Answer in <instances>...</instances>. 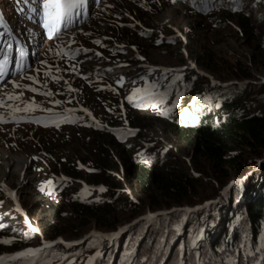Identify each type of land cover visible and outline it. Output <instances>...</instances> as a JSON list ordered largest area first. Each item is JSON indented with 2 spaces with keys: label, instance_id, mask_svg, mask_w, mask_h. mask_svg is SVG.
I'll return each instance as SVG.
<instances>
[{
  "label": "rangeland",
  "instance_id": "374dc122",
  "mask_svg": "<svg viewBox=\"0 0 264 264\" xmlns=\"http://www.w3.org/2000/svg\"><path fill=\"white\" fill-rule=\"evenodd\" d=\"M26 1L39 9L38 14L15 8L13 0H0L14 32L30 49V57L26 62L22 59V69H18L16 61L20 56H11L9 37L0 35V61L6 54L10 59L8 67L14 66V72L0 81V99L21 109L29 102L38 105L27 112H14L0 106V119L7 121L0 122V182L16 194L19 205L0 188V232L17 226L15 229L20 237L18 241L4 237L0 240H12L19 246L18 251L42 247V240L79 242L72 243L71 247L53 243L47 251L62 255L46 257L48 264H65V257L70 259L69 254L81 252L87 243H103L102 248L90 251L78 264H94L96 259L112 250L116 256L120 255L116 264H127L135 250L134 233L141 236L149 220L175 212L204 211L223 201L227 190L237 181L224 180L203 159L195 161L190 148L172 133V125L193 126L198 116L185 110L180 114L169 113L164 102H157L155 107L136 106L142 93L137 94L133 102L127 97L137 88L158 93L156 86L151 87V78L188 71L190 78L198 75L206 79L195 81L197 85L208 84L214 88L232 84L256 86L247 112L263 113L264 0H240V11L235 8L237 0H176L175 3L172 0H92L91 5L88 3L84 8L82 5L81 14L75 16L67 28L61 26L55 38H50L42 27V0ZM239 17L247 18L245 33L240 28ZM70 39L74 43L69 47ZM97 40L99 44L95 43ZM57 45L65 52L81 51L71 59H62L56 55ZM73 65L77 66V72L70 70ZM45 72L49 75L45 76ZM22 76H33L39 83L21 79ZM121 78L122 82L118 83ZM13 80L38 91L14 89ZM20 91L23 96L19 100H7L6 92ZM48 91L54 95L43 94ZM43 109H52L58 119H48L52 113ZM193 118H196L195 123ZM215 121L212 117V125ZM123 132L138 133V136H121ZM111 142L118 146L114 147ZM97 148L108 150L119 166L128 159L175 161L194 176L197 192L188 203L167 207L162 202L164 206L154 208L145 195L134 192L124 181L122 188L89 183L88 173L94 167L92 162ZM66 170H71L76 177L67 176ZM113 175L122 179L121 174L114 172ZM61 181L65 184L59 186ZM100 187L106 191H99ZM75 202L107 206L117 227L104 230L91 222L80 228L76 211L70 206ZM128 204L134 207L131 209ZM150 213L152 219L147 218ZM185 222L182 219L178 226L184 243L178 247L179 255L197 247L200 238L206 237L203 229L197 232L198 229L190 228L186 232ZM29 223L38 232H32ZM49 228L55 229L57 236H50ZM121 229L124 231L118 237L107 239ZM25 236L31 238L24 239ZM258 241L264 242V233H260ZM166 248L164 244L162 252ZM97 251L102 255L89 261ZM16 252L3 253L0 257ZM16 262L9 260L5 264ZM173 263L176 261L172 259ZM72 264L76 263L72 261Z\"/></svg>",
  "mask_w": 264,
  "mask_h": 264
},
{
  "label": "trees",
  "instance_id": "16d2710c",
  "mask_svg": "<svg viewBox=\"0 0 264 264\" xmlns=\"http://www.w3.org/2000/svg\"><path fill=\"white\" fill-rule=\"evenodd\" d=\"M239 3L240 0H237V11H240ZM238 20L245 33L247 18L239 17ZM177 76L180 79H175ZM193 76L190 78L188 71L170 72L161 78H151L150 83L158 88L159 98L167 112L180 114L185 110L199 117L193 126H171L172 133L190 148L194 160L203 159L224 180L237 181L227 190L223 201L204 211L197 210L191 214L175 212L149 220L141 236L134 233L136 238L133 237L132 241H136L135 250L127 259V264L129 261L131 264H172V259L176 264H256L257 261L264 264V242L258 241L260 233H264V112H247L256 86L232 84L214 88L208 84L197 85L195 81L206 79ZM165 91L167 95H163ZM212 117L216 120L213 125ZM121 136L136 138L138 133L123 132ZM111 145L118 146L113 142ZM94 157V167L88 173L89 183L122 188L124 181L131 185L134 192L145 195L154 208H161L163 204L169 207L188 203L197 192L194 176L175 161L160 163L158 160L142 162L128 159L120 167L105 148H97ZM70 171H65L67 176L76 177ZM114 172L121 174L122 179L114 176ZM63 184V181L58 182L59 186ZM128 205L131 209L134 207ZM70 206L76 211L80 228L87 227L91 222L104 230L117 227L107 206L99 207L91 202H75ZM182 219L186 220V232L190 228L198 229L197 232L203 229L206 237L200 238L197 247L193 246L187 253L179 255L178 247L181 244L184 246L178 230ZM16 227L4 229L0 237L18 241L20 237ZM47 233L57 236L53 228H49ZM164 244L167 248L162 252ZM102 246L103 243H87L81 252H72L69 257L78 264L87 253ZM19 249L13 242L0 243V255ZM119 257L112 250L103 258L96 259L94 264H116Z\"/></svg>",
  "mask_w": 264,
  "mask_h": 264
},
{
  "label": "snow or ice",
  "instance_id": "6c2138e0",
  "mask_svg": "<svg viewBox=\"0 0 264 264\" xmlns=\"http://www.w3.org/2000/svg\"><path fill=\"white\" fill-rule=\"evenodd\" d=\"M173 3L176 2V0H172ZM84 3V0H42V4H41V8H42V27L44 29L47 30V33L49 35L50 38H55L59 36V33L61 31V26L63 25L64 28H67L73 19V16H79L80 13V9L82 7ZM235 10V9H233ZM33 11H35V9H33ZM0 35H3V33H0ZM71 43H74V40L69 41V47L71 45ZM95 43L99 44L100 41H95ZM157 43H159V41H157ZM58 51L56 52L57 56H60L62 59L64 57H68L69 59H71L73 54H78L81 49H76L75 53H69V52H65L64 49L60 46L57 45ZM49 51H52L51 49ZM83 51H88L87 49H84ZM96 55H100V53H96ZM140 59H143V57H140ZM17 67L18 69H22V61L17 60ZM42 64H47V61H41ZM8 64H9V59L7 57V55L5 54V58L0 61V81H4L5 77L8 75ZM57 72L60 71L59 68L56 69ZM67 70V69H66ZM73 72H77V66L73 65L72 68L70 69ZM109 71H111V69H109ZM45 76H48L49 73L45 72L44 73ZM21 79H28L31 80L33 83H39V81L33 77V76H22ZM52 79L54 80H59L62 79V77H52ZM118 81V83L122 82ZM141 79H144L143 77H141ZM175 79H180L179 76H177ZM12 86L14 89H21V88H27L28 90L32 91V92H37L38 89L37 88H31L30 86L27 85H20L17 81L13 80L11 81ZM65 83H67V81H65ZM45 87L47 86L46 84L44 85ZM151 87L154 89L155 85H151ZM69 91H73V89L69 88ZM142 93L143 95H140L137 99V105L136 106H142V105H150L155 107L156 103H162V99H160V94L155 93V92H149L147 89H134L133 90V94L129 95L127 97V99L129 100V102H133L134 98L137 97V94ZM46 96H53L54 93H52L51 91L45 92L43 93ZM163 95H167V92L165 91L163 93ZM5 96L7 98V100H11V101H16L19 100L20 97L23 96V91H20L18 93H5ZM179 99V93H177V101ZM54 104H60V101H52ZM70 103V101H69ZM0 106H6L9 107L10 109H12V111H25L27 112L29 109L34 108V107H38V105H34L33 103L29 102L25 105V107L23 109H21L18 105H8L6 104L5 100L0 99ZM44 111H47L49 113H52V109H43ZM84 111L90 116L91 113L88 112L87 109H84ZM164 114V113H162ZM50 120H57L58 119V114L56 113H52V115L48 118ZM0 122H7L4 121L3 119H0ZM39 122V121H37ZM126 122V121H125ZM193 122H196V118H193ZM57 127H59V124H56ZM166 151V150H165ZM41 190L43 191V188H41ZM87 189H85L86 191ZM5 191H7V189H5ZM99 191L103 192L106 191L105 188L100 187ZM8 195L11 196L13 199H15V193L13 192H8ZM2 203V202H0ZM207 206V205H205ZM20 209L17 208V211H19ZM148 219H152L153 218V214H149ZM26 223H27V217H25ZM29 228L31 229L32 232H38V229L34 228L31 226V224L29 223ZM124 231V229H121L120 231L114 233L112 236L107 237V239H113L115 237H118L120 235V232ZM92 235H99L96 233H93ZM31 237L29 236H25L24 239H30ZM0 243L3 244H10L12 243V240L10 239H4V240H0ZM42 243V247H37V248H26L24 250L18 251L16 252L14 255L9 256V257H0V264H5L6 261H18L19 264H48V261L46 260V257L48 256H58L61 255L60 253L57 252H48V249L52 248L53 243H59V244H63L65 245V247H71L72 243H79L77 242H65L63 240L57 241V242H44L43 240L41 241ZM102 253L97 251L95 253L94 256L89 257V261L96 259L97 257L101 256ZM131 255V253L129 254ZM65 259V264H72L71 259L68 258H64ZM129 264H131V261H129ZM256 264H259V262L257 261Z\"/></svg>",
  "mask_w": 264,
  "mask_h": 264
},
{
  "label": "bare ground",
  "instance_id": "6f19581e",
  "mask_svg": "<svg viewBox=\"0 0 264 264\" xmlns=\"http://www.w3.org/2000/svg\"><path fill=\"white\" fill-rule=\"evenodd\" d=\"M0 188L2 189V191L8 195V192H12L10 189H8L7 186L3 185L2 182H0ZM5 189H7V191H5ZM9 196V195H8ZM11 197V196H10Z\"/></svg>",
  "mask_w": 264,
  "mask_h": 264
},
{
  "label": "water",
  "instance_id": "95a60500",
  "mask_svg": "<svg viewBox=\"0 0 264 264\" xmlns=\"http://www.w3.org/2000/svg\"><path fill=\"white\" fill-rule=\"evenodd\" d=\"M13 200H14V202L17 204V206H19V205H18V202H17V200H16V198H15V199H13Z\"/></svg>",
  "mask_w": 264,
  "mask_h": 264
}]
</instances>
